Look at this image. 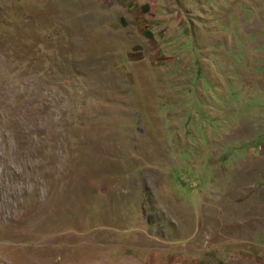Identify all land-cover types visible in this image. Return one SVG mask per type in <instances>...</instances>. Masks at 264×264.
I'll use <instances>...</instances> for the list:
<instances>
[{"label":"rangeland","instance_id":"rangeland-1","mask_svg":"<svg viewBox=\"0 0 264 264\" xmlns=\"http://www.w3.org/2000/svg\"><path fill=\"white\" fill-rule=\"evenodd\" d=\"M0 264H264V0H0Z\"/></svg>","mask_w":264,"mask_h":264}]
</instances>
